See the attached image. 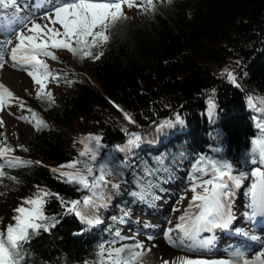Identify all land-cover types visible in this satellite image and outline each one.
Segmentation results:
<instances>
[{"label":"trees","instance_id":"obj_1","mask_svg":"<svg viewBox=\"0 0 264 264\" xmlns=\"http://www.w3.org/2000/svg\"><path fill=\"white\" fill-rule=\"evenodd\" d=\"M110 34L109 42L98 49L103 55L91 59V65L71 55L72 72L61 73L63 91H51L54 105L38 100L36 93L24 102L48 126L34 129L27 146L5 136L15 149L12 154L32 164L5 169L16 180L0 181V228L12 223L13 209L38 187L69 200L85 194L62 183L52 169L77 158V141L89 134L102 137L106 147L101 155L115 167L117 174L109 179L119 187L109 185L107 194L120 211L139 200L132 193L147 186L146 169L153 170L147 179L154 186L145 201L160 189L157 181L163 171L186 152L193 159H223L234 166L252 158L251 141L261 135L257 125L264 122V113L248 103L249 97L264 98V0H156L154 12L121 20ZM226 70L235 75L236 84L229 82ZM209 100L215 105L212 115ZM177 114L182 124L175 123ZM165 120L173 126L161 129ZM125 129L141 140L128 152L115 151L127 141ZM63 211L59 201L49 200L46 212L59 223L26 246L27 264L96 260L102 242L95 238L103 237L101 231L75 215H61ZM95 215L99 220L107 217V231H114L121 221L107 206ZM82 230L80 237L73 236Z\"/></svg>","mask_w":264,"mask_h":264},{"label":"snow or ice","instance_id":"obj_2","mask_svg":"<svg viewBox=\"0 0 264 264\" xmlns=\"http://www.w3.org/2000/svg\"><path fill=\"white\" fill-rule=\"evenodd\" d=\"M171 2L172 0H168V3ZM125 6L129 10L136 8L144 13L154 12L156 0H59L56 3L52 0H31V3L28 0H0V69L11 63L13 68L25 71L37 89L36 98L47 102L49 106L54 105L55 100L49 90V84L58 82L61 74L51 70L47 60H57L56 51H67L80 60H98L103 55L98 49L109 42L110 30L119 21L127 19ZM33 7L42 11L38 14L33 11ZM226 74L229 82L236 84L235 75L227 70ZM14 100L19 101L21 109L31 114L30 119L19 117L20 119L32 124L36 131L48 126L35 111L26 108L23 100L0 83V112L11 107ZM248 103L253 109L264 113V107L257 108V103L264 105V98L256 101L249 97ZM214 108V103L209 100L210 115ZM123 115L130 124L135 123L129 114ZM175 123H183L179 114L175 116ZM3 126L4 121L0 118V127ZM172 126L173 121L165 120L160 128ZM257 126L261 135L251 141L250 163L259 166L253 168L250 173H235L234 165L223 159L202 156L197 161L187 177L188 187L185 191L192 194L187 208L178 218L175 227L165 233L170 246L186 252H196L207 247L210 241H201L200 234L229 227L233 219L231 202L234 191L249 178L252 181L246 192L249 198V219L264 218V122L258 123ZM124 131L128 137L127 141L122 146H116L115 151L128 152L141 140L139 134L129 133L126 129ZM77 143L81 145L77 158L52 171L62 183L72 185L85 194L81 198L69 200L59 193L38 187L31 197L23 199L20 205L13 209L12 223L0 228V264H27L26 246L30 245L34 237L42 232L51 233L57 226L59 219L46 212L51 198L59 201L64 210L61 215H75L89 226L100 223L95 212L107 206L109 185L112 188L119 187L109 179L117 173L112 162L101 155L106 146L100 135L89 134ZM14 151L4 137L0 141V181L5 178L16 180V177L6 174V168L14 169L32 164L31 161L10 155ZM151 175L153 170L146 169L144 179L147 186L141 185L139 193H132L134 196L145 198L154 186L153 182L147 179ZM180 199L188 197L183 195ZM173 231L177 233L175 238L172 236ZM150 251L151 249H146L142 242L119 247L115 242L101 244L93 264H144V257ZM162 264H264V247L253 252L251 256L244 250H236L230 260L181 255L173 260H164Z\"/></svg>","mask_w":264,"mask_h":264},{"label":"rangeland","instance_id":"obj_3","mask_svg":"<svg viewBox=\"0 0 264 264\" xmlns=\"http://www.w3.org/2000/svg\"><path fill=\"white\" fill-rule=\"evenodd\" d=\"M124 12L126 13L127 19H129L130 21H134L143 15V12L138 11L136 8H132L131 10H129L127 6L124 7ZM55 55L57 56V60H47L51 70L60 73L61 71L70 72V70L73 69L71 54H69L67 51H56ZM83 61L86 63V65H91L93 63V61L88 58L83 59ZM61 87L62 86L59 82H52L49 84V90L54 91L55 94H59L62 91ZM36 90L37 89L33 86L31 81L30 83H21L20 85H17V91L13 93L16 97L24 100L26 99L27 95L33 94L34 92H36ZM2 114L9 116V118H11L14 123L10 124L5 120V118L0 117L4 121V126L0 127V136L4 134L6 137H12V140L13 137H19L20 143L27 146V143L31 138L33 128L28 124V122H25L23 119L19 118L23 117L21 108L19 106V101L14 100V102H11V107H8L3 112H0V115ZM5 136H2L1 140H3ZM180 197H177L178 201L183 202L184 200H181ZM182 206L183 204H181V207ZM139 215L142 214H138L137 216ZM122 234L125 235V232H122ZM135 242L137 241L135 240ZM135 242H130L127 241V239H124L119 243V245H129L131 243L134 244ZM152 257L153 256L151 255V253H149L147 257L144 258V264H152ZM155 264H162V262H158Z\"/></svg>","mask_w":264,"mask_h":264},{"label":"bare ground","instance_id":"obj_4","mask_svg":"<svg viewBox=\"0 0 264 264\" xmlns=\"http://www.w3.org/2000/svg\"><path fill=\"white\" fill-rule=\"evenodd\" d=\"M0 80H2V82H4L6 84V87L9 88L11 91H17V85H20L21 83H30L29 80L30 77H28L27 75L8 69V68H3L0 71ZM0 117L5 118V120L7 122L14 123V121L9 118V116L2 114L0 115ZM187 188V187H186ZM186 188L182 191L184 195L188 196V199H184L183 201V206L182 208H180V204L177 203V205L174 206H178V212L177 215H182L184 212V208L186 205H188V200L191 198V193L190 192H186ZM176 213V212H175ZM145 245V248L151 246L152 250H151V255L152 257V264L158 263V262H162L164 260H173L175 257L177 256H181L184 255L183 253L174 250L172 248H170L169 246H167L166 244L157 241V242H144L143 243ZM187 256V255H186Z\"/></svg>","mask_w":264,"mask_h":264}]
</instances>
